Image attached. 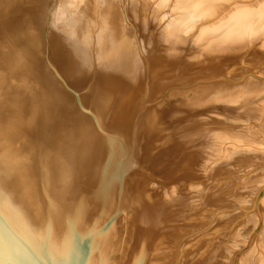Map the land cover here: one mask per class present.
I'll list each match as a JSON object with an SVG mask.
<instances>
[{
	"label": "bare ground",
	"instance_id": "6f19581e",
	"mask_svg": "<svg viewBox=\"0 0 264 264\" xmlns=\"http://www.w3.org/2000/svg\"><path fill=\"white\" fill-rule=\"evenodd\" d=\"M204 71L209 82L264 81V0H0V260L198 264L208 257L200 229L188 227L203 212L197 195L182 171H171L193 158L187 148L200 136L191 129L198 113L240 110L254 126L264 105L235 95L209 99L205 111L196 104L204 112L190 108ZM230 153L241 165L244 154ZM232 174L237 182L242 167ZM262 196L257 189L231 208L240 219L256 214L247 244L263 218ZM178 198L188 202L185 224L176 218ZM180 225L187 228L178 238ZM245 248L235 247L224 264H244Z\"/></svg>",
	"mask_w": 264,
	"mask_h": 264
},
{
	"label": "rangeland",
	"instance_id": "374dc122",
	"mask_svg": "<svg viewBox=\"0 0 264 264\" xmlns=\"http://www.w3.org/2000/svg\"><path fill=\"white\" fill-rule=\"evenodd\" d=\"M258 66L261 67V64H259ZM206 73L207 72L204 71V74L202 75L203 77H199V78L197 77V79H195L193 82V85H194L193 88L195 87V84L197 85L196 86L197 88L196 87H195L196 89L194 88L196 91H194V89H192L191 95H193V96H190V100L187 101V104L192 105V106H189L190 108L193 106L195 107L197 105H200L203 107V110H204V106L207 104V102L209 104V102L212 101V99L213 100L215 99V103H216V99H218L217 102L219 103L220 97L222 100L224 99V97H226L224 99L226 101L228 98L235 99L234 98L235 95L236 96L238 95L237 97L239 99L242 97L241 100H243L245 102L250 101V100H258L259 106L264 105V86L261 85V87H260V85H258V87H260V88H258L252 84L253 82H254V84L255 83L264 84V81L263 82L261 81L262 83L261 82L259 83V80H258V82L257 81L255 82V81H253V79H251L252 81H250V78L244 79L241 83L239 82L240 84L236 83V86H238L237 90H236V88H235L236 86L233 85L235 83H233L231 81H229L230 83H226L228 81L227 80L224 81L225 79H223V78H222L223 81L221 78H217V80H214L215 82L214 81L209 82V80H205L206 78H209L208 74H206ZM201 78H204L205 81H203V82L205 83V85L203 84V82H202V84H201V82L198 83V81H202V80H200ZM206 81L209 84V87H210L212 82L214 83L213 86L211 85V87H213V90H212V88H209L207 86L208 84L206 85ZM219 81L223 84V86L227 87V90L229 92L225 89L226 87H223ZM198 84H199V86L201 84V86H200L201 88L198 86ZM227 84L230 87L227 86ZM231 84L234 87H232ZM250 84H252V88H250L251 90L248 89L251 86ZM257 84H256V86H257ZM215 86L217 89H219L220 92H221V90H222V92H225V90H226V94H224L222 92H221L222 94L220 92L218 93V90L215 91L216 90ZM240 86H242V88H240ZM198 87H199V89L203 90L202 93H201V90L198 89ZM232 88L233 89L235 88L234 91ZM238 88H240V89H238ZM257 88L261 89V90L258 91ZM243 89H245V90H243ZM253 89H255L256 91ZM246 90H248V91H246ZM210 91H211V94L207 98L206 94L210 93ZM192 92L195 94H193ZM231 93H233V94H231ZM219 94H221V95H219ZM229 94H231V95H229ZM211 95L213 97H211ZM240 95H241V97H240ZM197 96L199 98L196 99ZM204 96H206L207 99ZM201 97H202V99L204 98V100L201 99V101H199ZM191 99H193L194 101ZM209 99H210V101H209ZM212 102H214V101H212ZM212 102H210V103H212ZM200 106L195 107L196 110L198 108H200ZM198 110H199V112L203 111L201 108ZM208 110H210V112H208L207 110H206L207 111L206 112L204 110L205 111V112L203 111L204 113H198L199 115L196 116L197 117L196 119H198V120H197L196 124H193V127H194V125H195V127L191 128V129H193L194 131H197L200 134V136H195V138H192V139H193V141L194 140L196 141L197 137L200 138L202 131H205V132L210 131V133L208 132L206 134L204 132L202 134L201 138H203V139L205 138L204 141H202L203 139H197V141H199V140L201 141V144L196 143L197 141L196 142L194 141V143L197 145L191 144V141H192L191 140L190 141V144H191L190 149H189V146L187 145L188 146L187 151H189L187 154L191 153L193 155L192 156L190 154V157L191 158L193 157L192 160L189 162H186L184 160L178 161L176 163V165H174V167H173V170L174 169L175 170L171 171L172 173L175 172L174 175H177L178 173H179L178 175H181L180 171H182L183 174L181 176H184V178L185 177L189 178L190 183H189V185L187 184V188L191 189L192 194L195 193V195H197V196H194V201L197 202L195 207H197L198 209H202V211H203V212L201 211L202 212L201 215H199L197 217V219L195 221H193L188 226V227L197 226L198 229H200L201 239H200V243L198 244V246L201 247L203 245L202 248L204 249V250H202L204 252L202 254L201 253L200 254L202 256L208 255V257H206L202 261H201V259H199L200 262L198 264H224L225 260L227 259V256H229L230 252L237 250V249H235V247H237V246L242 247V248H243V246L247 247V248H245L244 253L239 255V260L241 262H243L244 264H248V263L261 264V263H264V196L261 197L260 202H259L261 204V205H259V207H262V209L259 208L261 210L259 212L262 213L263 218H260V220L258 221V223L256 225L257 226V231H256L257 233H256L255 240L252 243L247 244L245 242V238L248 235V233H249L248 230H250V227H252V224H254V222H256V214L251 212L252 214L249 213V215L247 217L240 219V217L237 218L238 213H237V210H235L238 208L237 206H239L240 204H244L247 202L249 203L252 196H253L254 191H256L257 189H260V188H264V140H263L264 139L263 138L264 137V112H263V115L262 114L260 115L258 113L255 115L256 117H258V125H254L255 126L254 127L251 125V122H249V120L246 122V118L248 116H245V114H243V112H240V110H238L239 112L237 111L234 114L228 113L226 111H223V110L217 109V108H211ZM258 110H260V109H258ZM203 115H205V116H203ZM208 116H210V117H208ZM237 116H239V117L237 118ZM243 117H245V119H244L245 122H242ZM233 119L234 120L237 119L238 123L241 121V123H239L240 125L235 123V127L234 128L231 127L228 122H229V120H233ZM218 120H221V122L220 121L218 122ZM199 121H201V122H199ZM196 127H197V129H196ZM248 127H249V129H248ZM251 130H253V131L251 132ZM198 133H196V135H198ZM240 133H244V135L240 134ZM215 135L217 136V138ZM248 135L251 137H250V140H247V141L248 142L251 140L252 141L247 144V142H246V140H244V138ZM204 136H206V137H204ZM211 136L212 137L214 136L213 138H215V139L211 138ZM221 136L223 138H220ZM208 138H210V139H208ZM218 138L220 139V141H218L219 140ZM251 138H253V139H251ZM223 140H224V142L227 141V144L230 148L227 146L222 147V144L225 145ZM205 141H208V143L206 142L207 144H205L204 143ZM215 142H216V144H214ZM202 143H204V144H202ZM198 144H200V145H198ZM193 145L195 147H198V148L201 147V148H203V150L202 151H201V149L196 150L197 148L193 149L192 148V147H194ZM241 146H242V148H239ZM246 146L247 147L250 146V148L251 147L252 148L248 150L246 148ZM256 146H257V148H256ZM221 147H222V150H221ZM224 147L227 149V150L225 149L226 152H224ZM213 149H214V151H213ZM194 150L197 151V154L192 152ZM231 150H232L233 154H236V152L239 153V155L244 154L242 156L244 161H242L241 165H240V161H237L235 163L234 160H231L232 159L231 158L232 154L230 153ZM258 150H260V152ZM198 151L201 153H199ZM204 151L206 153H204ZM221 151L225 154L227 152H229V153L227 156H225ZM209 152L210 153L212 152V153L209 154ZM203 153L206 154V156L203 157V155H204ZM194 154H195V156H194ZM200 155H202V156L199 157ZM209 155H211V156H209ZM212 155H214V156H212ZM259 155H262V156H259ZM197 156L199 158L198 160H196ZM194 157H195V159H194ZM207 157L211 160H208ZM211 157H214L213 158L214 160ZM202 158L204 160L199 162V160H201ZM225 158H230V159L223 161V159H225ZM219 159H222V160H219ZM206 160L208 161L210 166L207 164V162H205ZM210 161H211V163H210ZM246 161H247V163H246ZM190 162L191 163L194 162L195 164L193 163V165H192ZM186 163H190L189 164L190 166L187 165ZM178 164H180V165H178ZM198 164H200V165H198ZM206 164H207L208 168L206 167ZM196 166H198L197 167V168H199L198 170H194V168H196ZM253 166H254V168H253ZM189 167H190V170H188ZM241 167L243 169L244 175L241 177V179H238L237 182L236 181L234 182L235 177L233 179H231V177L234 176L232 173L240 170ZM250 168H251V170H250ZM209 171H210V173H209ZM186 173L188 174V176L186 175ZM207 173L209 176H207ZM189 175H190V177H189ZM199 176L201 179H204L206 181L203 180V183H202V180H201V182L200 181L198 182ZM192 178H193V180H191ZM193 184H196V185H193ZM201 185H203V186H201ZM180 191L181 190L174 188L171 192V196L172 197H175V196L178 197L179 196L178 194L180 193ZM249 194H250V196H249ZM247 197L249 198V201H247L248 200ZM195 198H199V199H195ZM186 200L187 199L181 198V199H179V201L177 200L176 204L174 205L176 218L179 222L182 221V224H185L188 222L186 220L184 221V219H183L184 218V210L188 204V202ZM207 200H208V202H207ZM261 201H262V203H261ZM233 205L235 206V209L232 210L231 208L234 207ZM164 211L167 213V210H164ZM186 228L184 226L180 225V228L178 231V238H179V235L182 233V231H184ZM243 239H244V241H243ZM204 244H206V245H204ZM246 244H247V246H246ZM191 249L192 248H189L188 246H186L187 252H190ZM204 257L205 256H203V258Z\"/></svg>",
	"mask_w": 264,
	"mask_h": 264
},
{
	"label": "snow or ice",
	"instance_id": "6c2138e0",
	"mask_svg": "<svg viewBox=\"0 0 264 264\" xmlns=\"http://www.w3.org/2000/svg\"><path fill=\"white\" fill-rule=\"evenodd\" d=\"M0 264H7L6 260H0Z\"/></svg>",
	"mask_w": 264,
	"mask_h": 264
}]
</instances>
